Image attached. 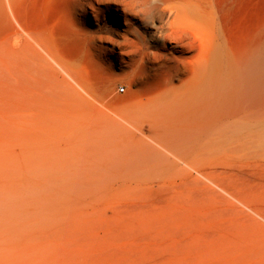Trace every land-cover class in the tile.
<instances>
[{
    "label": "rangeland",
    "instance_id": "obj_1",
    "mask_svg": "<svg viewBox=\"0 0 264 264\" xmlns=\"http://www.w3.org/2000/svg\"><path fill=\"white\" fill-rule=\"evenodd\" d=\"M213 1L214 55L244 74L256 59L263 97L264 0ZM72 2L4 0L6 15L0 3V147L15 148L20 174H41L15 205L2 190L29 186L30 175L0 172V264H264V107L244 117L248 104L234 113L197 103L192 118L177 115L185 126L149 129L137 102L199 82L201 38L177 28L159 42L176 45L177 59L154 60L148 47L168 13L129 16V26L104 8L84 28ZM102 26L116 43L94 39ZM52 35L81 96L42 61L38 42ZM238 121L244 128L228 127Z\"/></svg>",
    "mask_w": 264,
    "mask_h": 264
},
{
    "label": "bare ground",
    "instance_id": "obj_2",
    "mask_svg": "<svg viewBox=\"0 0 264 264\" xmlns=\"http://www.w3.org/2000/svg\"><path fill=\"white\" fill-rule=\"evenodd\" d=\"M0 3L1 6H3V12L6 15L4 0H0ZM72 6L74 7L76 14L80 17L84 28L89 22V16H91V14L95 19V22L99 23L101 21V14L105 12L104 8H109L110 13H113L112 10H116L117 13L123 15L129 26L132 24L130 23L129 16H138L139 18H142L143 21L154 22L157 17L162 16L164 13H168V21L164 26L157 28V32L153 36V40H151V47H148L154 48V60H158L160 57L169 54L177 59L175 54L176 45H173L168 49V52H165L163 50H166L167 48L159 43L160 41H162L163 44L166 43L170 34L177 32V28L187 29L195 36L201 38L202 45H204L202 46L203 50H199L198 54L192 60L194 66H196V69L198 70V73H194V76L199 82L197 81V83L182 87H177V85L171 84L165 91L155 93L137 102L147 116L143 125L146 123L145 126L149 129L177 130V127H181V125L185 126V123L182 124L181 122H177V115L192 118L191 114L192 112L194 113L197 108L193 109L194 111L191 108L197 103H202L203 105L201 106H203V109L209 108V112L216 107H223L232 109L234 113L238 110V108L237 110L234 109L235 106H239L242 103L246 105L248 104L247 108H239L241 112H244V117H251L256 114L258 108L261 106L264 107V95H262L263 97H258L257 84L261 83L262 80L259 82L260 75H258V72L260 73V69L256 63V59L252 60V58H248L247 61L252 60V68L250 67L249 74H244L242 71L244 70V65L242 67L239 66L241 63H235V60L229 57V55L226 57L227 60L232 63V66H223L224 56L222 58L221 53L218 51L216 55H214V47L209 42L208 35L215 34L218 29L216 19L219 16V8L215 5L213 0H73ZM98 32V35L94 36L95 40L102 43H116V39L113 37V31L111 29L102 26L98 28ZM15 34H17L16 31ZM38 43L41 48L47 51V56H42L41 54L42 61L55 76L58 84L64 86L65 90L66 88L67 90L70 88L74 93H77L78 96H81L82 94L76 85V77L71 70V63L62 54L59 43L54 36L52 35L51 39L48 38L46 43H43V41H39ZM213 56L217 57L215 64L216 68L215 70H209V62ZM229 69H232V72H230ZM239 73H241L243 77L249 79L247 83L245 81V85L243 84L244 82H239L238 78L241 77L239 76ZM228 75L230 80L227 82ZM262 76L263 74L261 77ZM68 77L72 79V81ZM222 77L223 80L220 81L218 78ZM216 79L218 81H216ZM177 91L180 92L177 93ZM198 107L200 109V106ZM188 120L192 121V119ZM186 123L188 125L190 122ZM244 126L245 123L242 121L233 122L228 125V127L231 128H244ZM193 127H195V123L193 124ZM15 152L16 150L13 147H0V163L2 167L6 166L5 168L0 169V172L8 170V174L5 176H9L10 174L11 176L17 177H26L27 173L30 175L28 179L32 182L29 186L20 185L11 187L8 190H2V194L6 193L5 198L16 205L18 200L26 195L36 184L37 177H40L41 174H33L34 170L30 168L24 172L22 171V174H20V170H17L18 168L11 166L12 162H17ZM12 167L15 171H10Z\"/></svg>",
    "mask_w": 264,
    "mask_h": 264
},
{
    "label": "built area",
    "instance_id": "obj_3",
    "mask_svg": "<svg viewBox=\"0 0 264 264\" xmlns=\"http://www.w3.org/2000/svg\"><path fill=\"white\" fill-rule=\"evenodd\" d=\"M121 90H123V87H121Z\"/></svg>",
    "mask_w": 264,
    "mask_h": 264
}]
</instances>
